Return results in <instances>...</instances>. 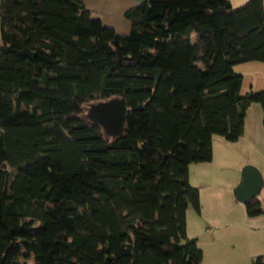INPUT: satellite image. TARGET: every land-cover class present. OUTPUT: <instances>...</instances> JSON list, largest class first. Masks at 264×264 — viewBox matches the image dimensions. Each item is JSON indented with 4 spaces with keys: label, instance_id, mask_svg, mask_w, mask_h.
<instances>
[{
    "label": "trees",
    "instance_id": "1",
    "mask_svg": "<svg viewBox=\"0 0 264 264\" xmlns=\"http://www.w3.org/2000/svg\"><path fill=\"white\" fill-rule=\"evenodd\" d=\"M123 17L121 37L81 0H0V264L201 260L188 166L211 160L213 134L242 135L251 102L264 127V89L240 95L232 69L264 61L262 0H142ZM113 97L109 137L84 114ZM243 208L264 214V198Z\"/></svg>",
    "mask_w": 264,
    "mask_h": 264
},
{
    "label": "crops",
    "instance_id": "2",
    "mask_svg": "<svg viewBox=\"0 0 264 264\" xmlns=\"http://www.w3.org/2000/svg\"><path fill=\"white\" fill-rule=\"evenodd\" d=\"M140 1L142 0H81L102 23L113 27L115 33L120 35L127 34L129 30V22L123 17V11ZM244 1L229 0V3L234 7ZM262 5L264 8V0ZM116 29L120 30L116 31ZM232 69L241 74L240 95L249 88L264 89V61L241 62L233 65ZM245 164L253 165L260 172L263 186L259 193L264 198V127L262 109L257 102H251L245 109L240 137L235 141H227L213 134L211 160L189 164L187 179L189 184L198 190L199 211L195 212L187 208L185 212V233L188 238H195L196 243L198 241V233H194L191 229L189 232L186 221L187 215L194 213L200 232L205 233L209 224H215L218 220L224 221L228 226H232L231 233L235 237H231L232 241L238 240L233 242L246 244L247 250L252 251V256L264 254V214L249 217L245 214L243 204L238 205V201L231 198L232 188L237 184L241 168ZM212 166L216 168L215 171L208 170ZM198 173H200L199 177ZM201 194L205 195L204 202L201 200ZM215 237L217 236L214 234L209 238L211 243L214 242ZM203 252L201 250V259Z\"/></svg>",
    "mask_w": 264,
    "mask_h": 264
},
{
    "label": "water",
    "instance_id": "3",
    "mask_svg": "<svg viewBox=\"0 0 264 264\" xmlns=\"http://www.w3.org/2000/svg\"><path fill=\"white\" fill-rule=\"evenodd\" d=\"M21 52L29 57H33L26 48ZM154 79L158 78V70L154 69ZM155 83V82H154ZM137 109L141 108L139 104ZM124 104L121 98L113 97L103 101L89 103L84 116L98 125L103 133L109 137L118 136L124 122ZM263 186L262 177L256 167L250 164L242 166L239 180L233 188L236 200L244 204L252 197H255Z\"/></svg>",
    "mask_w": 264,
    "mask_h": 264
},
{
    "label": "rangeland",
    "instance_id": "4",
    "mask_svg": "<svg viewBox=\"0 0 264 264\" xmlns=\"http://www.w3.org/2000/svg\"><path fill=\"white\" fill-rule=\"evenodd\" d=\"M126 20V19H125ZM120 29H116V31H119ZM118 36H125L126 34L120 35L116 33ZM86 112V111H85ZM213 166L208 168V170L215 171ZM222 171V170H221ZM227 175L225 171H222ZM230 172V171H228ZM200 173H198L199 177ZM224 175V177H225ZM225 179V178H224ZM234 188V187H233ZM232 188V195L231 198L234 199L236 202L235 195L233 193ZM259 198H262L261 193L258 194ZM201 200L205 201V195L201 194ZM238 205H242L241 203H238ZM240 210H242V206L239 207ZM196 212V211H195ZM242 212V211H241ZM194 213L192 215H187V225H188V231H193L194 233H198V241L196 245L202 250L203 256L200 260L199 264H249L250 260L254 258L252 251L247 250L246 244H243L241 242L235 243L238 240L235 239L232 241V238H235L232 236L231 233L232 226H228L227 223H224V221H216L215 224H209V228H207L206 232H200L199 228L197 226L196 220H195ZM204 231V229H202ZM216 235L214 242L211 243L209 238L212 237V235ZM211 243V244H210Z\"/></svg>",
    "mask_w": 264,
    "mask_h": 264
}]
</instances>
